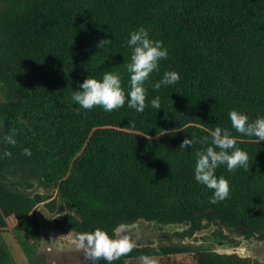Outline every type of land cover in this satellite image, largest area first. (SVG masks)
<instances>
[{"label": "trees", "instance_id": "16d2710c", "mask_svg": "<svg viewBox=\"0 0 264 264\" xmlns=\"http://www.w3.org/2000/svg\"><path fill=\"white\" fill-rule=\"evenodd\" d=\"M140 27L168 50L145 84L148 107L80 108L72 96L87 77L119 73L128 91V40ZM102 39L111 43L97 47ZM166 71L180 80L155 89ZM0 96L2 216L36 227L34 207L48 201L11 182L7 173L20 159L56 182L67 208L54 225L78 236L99 228L112 237L118 225L144 218L185 226L187 234L212 223L215 232L264 237V141L236 132L229 117L232 110L264 117V0H0ZM157 96L159 110L151 106ZM216 127L227 128L253 163L247 171L218 167L231 193L211 204L194 166L208 146L199 141L207 136L210 145ZM185 137L197 142L181 149ZM183 250L135 245L119 264ZM255 263L236 252L196 250V264Z\"/></svg>", "mask_w": 264, "mask_h": 264}, {"label": "clouds", "instance_id": "9594fccd", "mask_svg": "<svg viewBox=\"0 0 264 264\" xmlns=\"http://www.w3.org/2000/svg\"><path fill=\"white\" fill-rule=\"evenodd\" d=\"M111 43V39H102L97 47H103ZM128 46L132 49L130 62L126 65L129 73V89L126 92L122 86V79L119 73L106 72L102 80L96 78H86L78 85V90L74 92L73 101L85 110L94 107H102L105 111L118 110L125 104L131 109L142 113L147 103V90L145 84L150 80L154 72H158L160 61L168 56L167 48L163 47V42L150 37L149 31L140 27L130 33ZM180 80L179 73L166 71L161 80L153 87L159 89L162 85L168 86ZM151 106L161 109L160 97L151 100ZM78 112L79 109H76ZM231 127L243 136L256 137L258 142L264 141V117L250 120L247 114L232 110L229 112ZM211 143L209 137H203L199 143L208 145L195 153L194 176L195 180L212 191L211 204H216L230 197L231 188L229 181L223 177H217L216 169L221 165H226L229 172L238 168L249 170L253 162L250 161L248 153L238 147L237 139L227 128L216 127L211 132ZM7 142L15 145L16 141L12 136H8ZM197 141L193 138L185 137L180 148H189ZM26 155L31 153L25 149ZM6 156H11L10 152H5ZM47 218V217H46ZM77 247L84 254L86 260L104 259L108 264L120 257L130 253L135 244L126 235L120 238L110 237L109 234L97 228L94 232L83 233L78 236ZM141 264H157L156 260L142 256Z\"/></svg>", "mask_w": 264, "mask_h": 264}, {"label": "rangeland", "instance_id": "374dc122", "mask_svg": "<svg viewBox=\"0 0 264 264\" xmlns=\"http://www.w3.org/2000/svg\"><path fill=\"white\" fill-rule=\"evenodd\" d=\"M2 99L0 96V101ZM7 176L11 182L18 185L21 191L29 194L39 193L48 197V201H39L34 207L32 220L37 222L36 227H25L17 220L7 218V227L8 225L10 227L7 231V251L9 252L7 264L12 262L16 264H108V261L104 259L86 260L83 252L77 247L76 232L66 225H54L53 217L57 211H64L67 208L56 182L46 180L33 164L20 159L13 163ZM215 227V224L208 223L187 234L185 226L138 218L134 222L115 227L112 237L118 239L126 235L136 246L175 245L184 248L183 251L170 255L153 256L152 259L156 260L157 264H196V250L202 247H210L219 252L248 255L255 260V264H264V237L246 239L225 227L215 232ZM25 234L28 236L26 237L28 244L22 245V253L14 251L16 244L10 241L15 239L22 241ZM120 262L121 260L117 259L112 261V264Z\"/></svg>", "mask_w": 264, "mask_h": 264}, {"label": "crops", "instance_id": "0c3cea01", "mask_svg": "<svg viewBox=\"0 0 264 264\" xmlns=\"http://www.w3.org/2000/svg\"><path fill=\"white\" fill-rule=\"evenodd\" d=\"M13 224L15 222H12ZM9 225L7 227V217H4L0 214V264H7V256H9V252L7 251V231L9 229ZM27 234H25L22 238V241L19 239L11 240L10 243L14 242L16 244V248H14V251H19L22 253V245L28 244V241H26ZM11 251V250H10ZM8 254V255H7ZM12 264H16L12 262Z\"/></svg>", "mask_w": 264, "mask_h": 264}]
</instances>
